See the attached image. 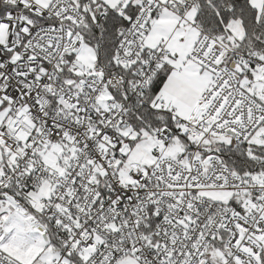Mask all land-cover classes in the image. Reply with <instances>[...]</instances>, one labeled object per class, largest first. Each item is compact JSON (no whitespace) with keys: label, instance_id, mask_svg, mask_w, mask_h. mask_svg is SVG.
<instances>
[{"label":"snow or ice","instance_id":"obj_1","mask_svg":"<svg viewBox=\"0 0 264 264\" xmlns=\"http://www.w3.org/2000/svg\"><path fill=\"white\" fill-rule=\"evenodd\" d=\"M0 264H264V0H0Z\"/></svg>","mask_w":264,"mask_h":264}]
</instances>
